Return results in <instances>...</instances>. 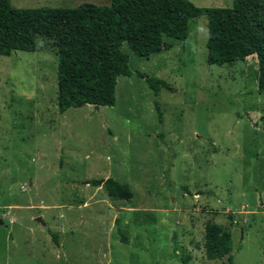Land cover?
Returning a JSON list of instances; mask_svg holds the SVG:
<instances>
[{
	"label": "rangeland",
	"instance_id": "374dc122",
	"mask_svg": "<svg viewBox=\"0 0 264 264\" xmlns=\"http://www.w3.org/2000/svg\"><path fill=\"white\" fill-rule=\"evenodd\" d=\"M109 2L10 0L15 8ZM171 41L170 50L148 57L122 43L131 75L117 78L115 104L63 113L51 40L0 56V264H227L204 256L207 223L230 230L232 264H264V89L256 59L208 64L205 16L189 21L184 43ZM137 72L167 87L154 96ZM109 177L132 198L90 185Z\"/></svg>",
	"mask_w": 264,
	"mask_h": 264
},
{
	"label": "trees",
	"instance_id": "16d2710c",
	"mask_svg": "<svg viewBox=\"0 0 264 264\" xmlns=\"http://www.w3.org/2000/svg\"><path fill=\"white\" fill-rule=\"evenodd\" d=\"M198 16L207 19V63L231 64L254 56L257 87L262 91L264 0H233L230 8L197 7L190 0H110L108 5L15 8L10 0H0V56L33 52L38 38L51 40L57 57L59 113L83 105L111 107L117 78L131 75L122 43L138 57L170 50L171 40L186 41L189 21ZM136 75L154 96L167 87L160 78L142 72ZM154 107L161 122L158 104ZM90 185L101 186L114 199L127 201L133 196L126 185L110 177L91 180ZM118 232L121 242L127 243ZM53 239L56 242L55 234ZM203 250L207 260L227 257V264H232L230 230L217 223L205 224Z\"/></svg>",
	"mask_w": 264,
	"mask_h": 264
},
{
	"label": "water",
	"instance_id": "95a60500",
	"mask_svg": "<svg viewBox=\"0 0 264 264\" xmlns=\"http://www.w3.org/2000/svg\"><path fill=\"white\" fill-rule=\"evenodd\" d=\"M35 220L36 222H39L42 226H45L44 221L40 217L35 218Z\"/></svg>",
	"mask_w": 264,
	"mask_h": 264
}]
</instances>
